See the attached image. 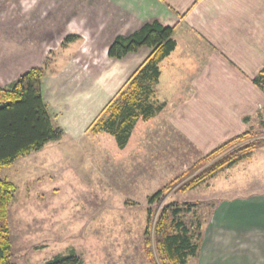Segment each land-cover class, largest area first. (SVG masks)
<instances>
[{"label": "rangeland", "instance_id": "obj_1", "mask_svg": "<svg viewBox=\"0 0 264 264\" xmlns=\"http://www.w3.org/2000/svg\"><path fill=\"white\" fill-rule=\"evenodd\" d=\"M117 1L130 0H0V88L43 68L41 96L61 131L59 139L0 170L14 186L7 207L12 264H45L70 253L81 264H149L144 230L148 216L154 223L163 206L177 205L192 229L196 222L205 225L219 201L264 197L262 147L198 187L185 189L181 181L149 205L152 194L206 153L164 120L167 112L137 132L120 158L93 133L95 119L124 90L144 55L109 58L114 33L103 24L85 38L64 39L76 36L66 33L77 26L75 14L96 20L89 5L110 6L121 28L130 29L132 14L116 12ZM188 80L183 93L191 88ZM246 123L251 139L264 140V108Z\"/></svg>", "mask_w": 264, "mask_h": 264}, {"label": "crops", "instance_id": "obj_2", "mask_svg": "<svg viewBox=\"0 0 264 264\" xmlns=\"http://www.w3.org/2000/svg\"><path fill=\"white\" fill-rule=\"evenodd\" d=\"M121 5L117 1L112 7L118 13L129 10L130 29L121 28L110 6L89 5L96 20L75 14L77 26L66 33L77 40L103 24L114 40L145 23L175 26V36L187 40L199 67L183 83L188 80L191 88L182 90L183 98L169 106L164 120L204 153L246 132V121L264 108V92L251 82L264 68V0H130ZM140 52L142 61L128 74L151 50L141 47L126 56ZM204 224L198 253L187 264H264V197L219 201Z\"/></svg>", "mask_w": 264, "mask_h": 264}, {"label": "trees", "instance_id": "obj_3", "mask_svg": "<svg viewBox=\"0 0 264 264\" xmlns=\"http://www.w3.org/2000/svg\"><path fill=\"white\" fill-rule=\"evenodd\" d=\"M175 28L156 21L145 23L129 35L116 36L107 48V56L116 60L141 47L151 50L131 74L124 90L95 119L93 133L105 138L118 158L129 152L137 132L152 126L157 116L183 98L184 81L199 67L191 46L184 37L175 36ZM76 38L66 37L64 42ZM43 75V68H31L6 88H0V170L60 137L61 131L52 124L41 96ZM252 83L264 92V68ZM262 147L264 140L251 139L250 132H243L203 155L186 172L152 194L148 204L181 181L185 189L198 187ZM13 192L14 186L0 178V264H12L7 207ZM181 213L177 205L168 204L161 208L154 223L148 216L143 250L149 264H187L189 257L197 255L201 224L196 222L191 229L179 218ZM45 264H81V260L70 253Z\"/></svg>", "mask_w": 264, "mask_h": 264}]
</instances>
